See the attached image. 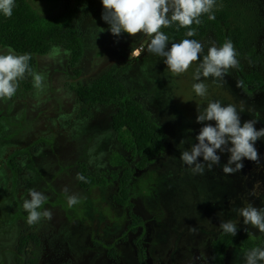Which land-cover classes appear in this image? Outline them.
Masks as SVG:
<instances>
[{"label":"rangeland","instance_id":"374dc122","mask_svg":"<svg viewBox=\"0 0 264 264\" xmlns=\"http://www.w3.org/2000/svg\"><path fill=\"white\" fill-rule=\"evenodd\" d=\"M24 1L41 17H55L78 6L84 52L77 65L79 78L69 68L70 55L62 47H53L59 49L54 57L50 56L53 48L43 56H32L31 72L19 81L15 96L0 101V247L6 245L7 251L0 256V264H16L25 257L16 247L29 226L21 215L23 201L30 199L29 190L43 193L47 199L40 210L52 213L50 220L42 219L29 229L42 244L38 264H210L212 242L223 233L220 223L228 220L237 223V233L258 240L255 248H264V233L244 225L236 211L249 204L264 208V137L254 145L259 162L244 159L243 169L232 175L222 172L230 155L227 151L218 150L219 164L211 170L205 166L202 175L194 174L180 159L181 152L197 142L195 137L205 123L215 126L214 121L196 122L197 105L233 104L241 125L255 119L254 127L264 128V87L252 93L244 85L237 87L241 80L236 67L222 81L201 77L208 89L201 100L192 88L201 82L193 79L199 61L186 73L172 75L164 57L147 51L151 37L111 34L102 19L101 0ZM216 12H227L230 27L242 30L241 44L234 49L243 71L262 75L264 0H215L210 13ZM200 43L204 46L201 60L209 47H218L211 33ZM170 47L166 45L165 50ZM9 49L0 47V54ZM125 64L129 70L121 80L131 99L161 126L164 151L133 174L129 203L119 206L114 202L115 179L87 190L77 182L81 163L91 174L110 175L117 170L110 164L114 153L131 162V155L111 130V116L117 108L95 105L83 107L80 114L81 105L71 86H87L111 66ZM33 72L45 77L40 91L34 87ZM8 159L17 162L19 175L11 172ZM198 162L203 163V158ZM69 196L77 198L71 207ZM135 220L138 223L132 231L129 227ZM245 252L229 250L226 264H245Z\"/></svg>","mask_w":264,"mask_h":264},{"label":"clouds","instance_id":"9594fccd","mask_svg":"<svg viewBox=\"0 0 264 264\" xmlns=\"http://www.w3.org/2000/svg\"><path fill=\"white\" fill-rule=\"evenodd\" d=\"M101 3L102 19L109 25L111 34L119 36L121 33H126L135 36L143 33L151 37L147 51L152 55L164 57L168 71L174 76L186 73L194 62L199 61L193 73L194 80L201 81L203 77L222 81L229 69L238 66L239 62L231 41L225 42L222 47H209L202 60L200 56L204 52V46L196 40L183 39L179 43H172L171 47L165 50L169 37L161 29L177 23L179 27L189 29L186 33L188 37L194 36L196 33L192 29L193 23L196 25L201 23L200 17L211 12L215 0H101ZM13 7L14 0H0V13L5 17H11ZM213 18L209 15V19ZM58 54L59 49L53 48L50 56L54 57ZM30 59V55H16L11 49L6 54H0V101L10 100L15 96L19 81L29 72ZM32 76L34 87L38 91L42 90L44 75L33 72ZM242 86L243 82L237 81V87ZM192 88L201 100L207 97L208 89L202 81L194 83ZM197 113V123L214 121L215 126L205 123L195 137L197 142L191 145L190 150L181 152V161L189 166L194 174L202 175L205 166L211 170L214 165H218L220 162L218 150L230 154L227 163L222 165V172L226 176L240 172L244 167V159L259 162V155L254 145L258 139L264 137V128L257 130L254 127L255 119L245 121L241 125L236 106L233 104L225 106L219 101H209L203 108L197 105ZM180 143L183 144L185 141L181 140ZM199 157L203 158V163L198 162ZM29 196L30 199H25L22 204L28 214L27 223L35 225L42 219L50 220L52 217L50 210L45 208L40 211L47 197L36 190H29ZM76 203L77 198L69 196L68 206L71 207ZM236 211L243 218L244 225H250L260 233H264V208L258 209L249 204ZM219 229L233 237L237 234V223L233 220L224 221L220 223ZM192 230L195 231L194 228ZM244 262L264 264V248L257 247L245 252Z\"/></svg>","mask_w":264,"mask_h":264},{"label":"trees","instance_id":"16d2710c","mask_svg":"<svg viewBox=\"0 0 264 264\" xmlns=\"http://www.w3.org/2000/svg\"><path fill=\"white\" fill-rule=\"evenodd\" d=\"M209 15L214 18L209 19ZM79 18L78 6L67 8L55 17H41L24 0H14L11 17H5L0 13V47L10 48L20 55H30L29 72L26 74L31 72L32 56H43L53 47H62L70 55L69 68L72 69L75 77L79 78L80 71L77 69V65L84 52L83 40L77 26ZM200 20L199 25L195 23L192 25V29L196 33L192 37L186 35L189 29L181 28L177 23L162 28L161 31L169 37L167 45L176 41L180 42L183 39L201 42L211 33L218 47H222L227 41H231L234 47L240 46L242 30L238 27H230L227 12L206 13L200 17ZM127 70L128 65L126 64L122 67L113 65L91 85L71 86L81 105L82 112L80 114L84 113L83 107L95 105H113L117 108L116 113L111 116V130L116 141L131 155V162L120 154L114 153L110 158V164L117 170L111 172L110 175L91 174L88 172L87 165L81 163L77 168V182L81 189L87 190L95 186H104L115 179L118 184V194L114 196V202L119 206L129 203V186L133 174L136 171L144 170L164 151L161 126L152 119L146 108L131 99L121 80ZM237 73L248 93L264 87V70L262 75L258 73L246 74L242 65L238 64ZM7 163L14 174L21 173V169L14 159H8ZM21 215L22 219L27 222V212L25 211ZM137 223L138 220L132 221L129 228L135 231ZM31 226L29 225L26 233L18 239L16 250L25 257L16 264H38L41 259L42 244L35 234L29 232ZM257 244L258 240L248 234L237 233L232 237L230 234L222 233L212 242L210 264H226L229 250L250 251Z\"/></svg>","mask_w":264,"mask_h":264},{"label":"flooded vegetation","instance_id":"af4514ba","mask_svg":"<svg viewBox=\"0 0 264 264\" xmlns=\"http://www.w3.org/2000/svg\"><path fill=\"white\" fill-rule=\"evenodd\" d=\"M128 70H129V67H128ZM128 70H127V72H128ZM127 72H126V73H127ZM126 73H125V74H126ZM125 74H124V75H125ZM79 84H80V83H79ZM81 85H82V84H81ZM0 132H1V130H0ZM26 133H27V131H25V134H26ZM7 165H8V163H7ZM8 167H9V166H8ZM9 169H10V168H9ZM11 172H12V171H11ZM12 173H13V172H12ZM19 174H20V173H19ZM19 174H18V175H19ZM13 238H14V237H13ZM13 238H11V240H12ZM8 243H9V244H13L14 242L11 241V242H8ZM9 244H8L7 246H9ZM3 245H4V244H3ZM5 247H6V245H5L4 247H0V256H3L4 254L7 253V251L5 250ZM5 251H6V252H5Z\"/></svg>","mask_w":264,"mask_h":264},{"label":"crops","instance_id":"0c3cea01","mask_svg":"<svg viewBox=\"0 0 264 264\" xmlns=\"http://www.w3.org/2000/svg\"><path fill=\"white\" fill-rule=\"evenodd\" d=\"M93 82H91L89 85H91Z\"/></svg>","mask_w":264,"mask_h":264}]
</instances>
